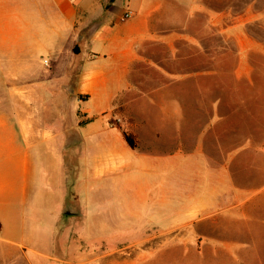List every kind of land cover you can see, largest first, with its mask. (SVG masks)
<instances>
[{
    "label": "crops",
    "instance_id": "0c3cea01",
    "mask_svg": "<svg viewBox=\"0 0 264 264\" xmlns=\"http://www.w3.org/2000/svg\"><path fill=\"white\" fill-rule=\"evenodd\" d=\"M241 4V0H0V147L14 159L25 157V174L10 178L21 177L25 188H34L28 190L32 210L42 211L54 189L63 193L58 167L67 150L76 147L65 183L69 177L79 187L58 202L54 226L64 215L78 219L64 226L61 244H87L90 237L92 245L99 241L93 233V219L101 210L93 198L99 190L82 188L108 176L145 174L149 167L162 175L165 167L189 157V129L198 108L209 118L211 113L225 117L228 95L222 97L217 90L226 82L220 73L226 68L227 47H236V69L248 66L244 51L259 48L243 29V20L255 12L251 7L243 12ZM126 8L132 15L121 19ZM105 115L114 119L104 124L100 119ZM123 132L136 141L135 148ZM22 146L33 150L26 152ZM83 147L96 149L92 158L84 157ZM49 150L55 156L42 161L43 170L35 167L31 172L32 161L39 164ZM208 157L215 158L209 153ZM212 166L208 170L214 174L218 168ZM211 174L207 177H214ZM155 193V211L169 228L189 231L213 217L209 201L198 192L195 198L190 186L172 201L164 199L162 191L156 199ZM180 196H185V204L179 203ZM68 204L76 213H63ZM163 208L171 212L168 217ZM9 227L16 226L11 222ZM72 227L71 233L67 228ZM0 240L13 244L8 238ZM22 252H0V264H33ZM72 253V259H90L84 251Z\"/></svg>",
    "mask_w": 264,
    "mask_h": 264
},
{
    "label": "rangeland",
    "instance_id": "374dc122",
    "mask_svg": "<svg viewBox=\"0 0 264 264\" xmlns=\"http://www.w3.org/2000/svg\"><path fill=\"white\" fill-rule=\"evenodd\" d=\"M241 2L243 12L250 11L248 7L255 12L252 18L243 20V29L253 46L258 44L259 48L249 47L244 51L248 66L236 69V47H227L226 68L221 67L220 73L226 82L217 90L222 97L226 92L228 95L225 117L211 113L209 118L198 108L199 114L189 129V157L179 158L168 166L170 169L165 167L163 176L149 167L145 174L108 176L98 179L96 185L82 188L84 192L97 187L99 190L93 198L101 207L93 219V233L99 237L94 245L91 237L87 244H61L62 234H66L64 226L74 225L76 216L64 215V220L60 218L57 227L54 226L58 202L70 195L74 187H79L69 177L65 183V171L74 166L71 156L76 147L67 150L64 164L58 167L63 174L60 180L63 193L54 189L44 197L42 211L32 210L33 204L28 202V190L34 188H25L21 177L10 178L25 174V157L14 159L6 155L7 149L0 147V238L13 242L0 240V252L23 251L33 264H264V0ZM108 118L114 119L105 115L100 120L107 124ZM95 125H99L98 120ZM22 149L33 150L24 146ZM83 150L85 158H92L96 151L91 147ZM49 151L39 164L32 161L31 172L35 167L43 170V162L55 156ZM208 153L215 158H209ZM211 164L218 168L214 174L208 170ZM208 174L214 177H207ZM7 177L10 180L5 181ZM188 186L194 189L195 198L198 192L209 201L208 211L213 217L189 231L169 228L167 221L159 219L160 213L155 211L154 193L158 199L157 193L162 191L164 199L172 201L180 193L185 194ZM2 190L6 191L5 199ZM33 194L36 195L34 191ZM215 195L218 197L214 198ZM84 201L79 203L84 205ZM185 201V196H180L179 203ZM170 213L163 208V216ZM11 222L15 228L9 227ZM67 229L74 231L73 227ZM72 251H84L90 259H72ZM93 255L98 257L91 258ZM21 261L20 258L18 262Z\"/></svg>",
    "mask_w": 264,
    "mask_h": 264
},
{
    "label": "trees",
    "instance_id": "16d2710c",
    "mask_svg": "<svg viewBox=\"0 0 264 264\" xmlns=\"http://www.w3.org/2000/svg\"><path fill=\"white\" fill-rule=\"evenodd\" d=\"M123 136H124V139L126 140V142L128 143V145L131 148H135L136 147V141L132 138V136L130 134H127V133L123 132Z\"/></svg>",
    "mask_w": 264,
    "mask_h": 264
},
{
    "label": "water",
    "instance_id": "95a60500",
    "mask_svg": "<svg viewBox=\"0 0 264 264\" xmlns=\"http://www.w3.org/2000/svg\"><path fill=\"white\" fill-rule=\"evenodd\" d=\"M64 214H74L76 211L71 207L66 205L65 208L63 209Z\"/></svg>",
    "mask_w": 264,
    "mask_h": 264
},
{
    "label": "built area",
    "instance_id": "2783aa9c",
    "mask_svg": "<svg viewBox=\"0 0 264 264\" xmlns=\"http://www.w3.org/2000/svg\"><path fill=\"white\" fill-rule=\"evenodd\" d=\"M130 15H132V10L129 8H126L121 16V19H125L127 17H129ZM47 61H45L46 63Z\"/></svg>",
    "mask_w": 264,
    "mask_h": 264
}]
</instances>
